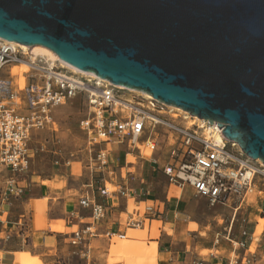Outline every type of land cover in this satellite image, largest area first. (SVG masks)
<instances>
[{
  "label": "water",
  "instance_id": "obj_1",
  "mask_svg": "<svg viewBox=\"0 0 264 264\" xmlns=\"http://www.w3.org/2000/svg\"><path fill=\"white\" fill-rule=\"evenodd\" d=\"M0 38L208 120L264 164V0H0Z\"/></svg>",
  "mask_w": 264,
  "mask_h": 264
},
{
  "label": "built area",
  "instance_id": "obj_2",
  "mask_svg": "<svg viewBox=\"0 0 264 264\" xmlns=\"http://www.w3.org/2000/svg\"><path fill=\"white\" fill-rule=\"evenodd\" d=\"M15 66L26 69L14 74ZM76 96H83L88 111L80 128L89 150L115 141L131 147L133 141L132 147L140 154V145L153 153L164 137L169 161L163 171L171 184H189L211 204L238 207L263 192L259 187L264 184L263 162L247 156L216 124L140 91L73 70L58 57L36 53L29 45L0 38V175L6 173L4 185L0 184V224L6 208L25 194L23 181L29 177L34 134L44 129L56 131L55 108ZM95 162L101 172L109 167V150L97 148ZM97 190L105 199L126 194L120 183L113 189L103 183ZM80 205L90 211L91 221L74 230L69 242L81 258L89 259L91 239L97 235V223L107 216L108 204L87 195ZM145 210V214H157L154 205ZM146 220L145 215L131 211L126 226L140 228ZM255 233L256 227L253 231L242 227L239 235L230 230L228 238L238 247L249 248L248 240Z\"/></svg>",
  "mask_w": 264,
  "mask_h": 264
},
{
  "label": "crops",
  "instance_id": "obj_3",
  "mask_svg": "<svg viewBox=\"0 0 264 264\" xmlns=\"http://www.w3.org/2000/svg\"><path fill=\"white\" fill-rule=\"evenodd\" d=\"M124 145L115 141L97 146L109 150L110 166L102 173L92 167L95 173L88 181L81 178L83 173L75 176L72 171H59L40 181L24 179L25 194L3 213L0 264H20L17 259H30L31 264H61L60 258L65 264H258L260 249L250 251L254 236L248 240L249 248H241L228 238L232 227L223 234L211 230L195 211L199 202L195 197L202 196L196 195L189 184L179 187L169 182L163 171L167 160L143 158L139 152L128 150L125 158L116 155ZM102 174L104 177L96 180ZM5 175H0L1 185ZM103 183H120L126 194L105 199L97 190ZM87 195L106 202L108 213L97 223L90 258L83 259L74 255L75 246L69 241L74 230L91 221L90 211L80 205V199ZM148 205H154L157 214H145ZM17 206L18 212L14 210ZM228 206L234 211L240 208ZM131 211L145 215L143 227L126 226ZM109 231L126 236L110 237ZM231 234L239 233L231 230ZM6 235L10 237L6 239Z\"/></svg>",
  "mask_w": 264,
  "mask_h": 264
},
{
  "label": "rangeland",
  "instance_id": "obj_4",
  "mask_svg": "<svg viewBox=\"0 0 264 264\" xmlns=\"http://www.w3.org/2000/svg\"><path fill=\"white\" fill-rule=\"evenodd\" d=\"M87 112L83 96H76L67 103L56 107L55 118L58 130L56 132L47 129L39 130L32 139L33 157L30 161L29 177L40 181L59 171H68L69 173L72 171L75 176L83 173L84 176L82 175L81 178L83 177L87 181L90 179L91 175L95 173L92 172V167H97L95 162L97 147L92 151L89 150L86 135L80 128V121L87 116ZM160 139L159 147L153 153L146 149L144 145H140L143 158L153 157L160 159L162 162L169 161L168 143L163 141L164 137ZM126 144L125 142L122 150H116V155L119 154L125 158L127 150L132 154L139 152L137 148L130 147L127 149ZM103 177L102 174L96 180ZM108 186L111 189L114 188L113 185L108 184ZM259 187L263 189V192L253 194L247 202L239 206L240 208L237 211H234L233 207L228 205L211 204L204 197H195L199 198L195 211L201 221L208 223L211 230L216 229L220 234L226 233L230 227H232V232L237 234L240 233L242 227L253 231L256 226L254 243L251 245L250 251L254 253L259 248L261 253L257 257L258 264H264V184L261 183ZM19 209L20 206L14 208L16 212ZM233 218L235 219L232 222ZM76 250L75 247L74 255L80 257ZM207 252L204 251V253ZM111 258L112 256L108 257V262ZM60 261H62L61 264H65L63 258H60ZM16 262L31 264L32 261L30 259H17Z\"/></svg>",
  "mask_w": 264,
  "mask_h": 264
},
{
  "label": "bare ground",
  "instance_id": "obj_5",
  "mask_svg": "<svg viewBox=\"0 0 264 264\" xmlns=\"http://www.w3.org/2000/svg\"><path fill=\"white\" fill-rule=\"evenodd\" d=\"M19 44H21V45H24V44H22V43H19ZM32 49L36 52V53H42V54H47V55H51L52 57H58L51 49H49L48 47H46L45 45H42V44H36V45H33L32 46ZM59 58V57H58ZM62 62H64V64H66L68 67H70V68H72L73 70H76V71H82V72H84V73H86V74H89V75H95V76H97L95 73H93V72H87V71H83V70H80V69H78L77 67H75V66H73V65H71V64H69L68 62H66V61H64L63 59H61V58H59ZM24 69H26V67L24 66V67H19V66H15L14 68H13V70H12V72L14 73V74H17V73H21L22 72V70H24ZM120 87H124V86H122V85H119ZM132 90H135V89H132ZM136 91H139V90H136ZM140 92H142V93H144L145 95H147L148 97H153L150 93H148V92H143V91H140ZM179 108V107H178ZM180 109H182V108H180ZM182 110H184V109H182ZM184 111H186V110H184ZM187 112V111H186ZM189 113V112H188ZM193 117H195V118H198V116H196V115H193ZM235 142V141H234ZM235 143H237V142H235ZM238 144V143H237ZM239 145V144H238ZM133 146V141H131V147ZM240 146V145H239ZM45 181V180H44ZM44 185H48V182H44Z\"/></svg>",
  "mask_w": 264,
  "mask_h": 264
}]
</instances>
